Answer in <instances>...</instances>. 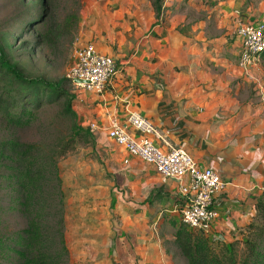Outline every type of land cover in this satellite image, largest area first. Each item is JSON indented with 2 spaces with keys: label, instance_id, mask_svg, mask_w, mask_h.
<instances>
[{
  "label": "crops",
  "instance_id": "0c3cea01",
  "mask_svg": "<svg viewBox=\"0 0 264 264\" xmlns=\"http://www.w3.org/2000/svg\"><path fill=\"white\" fill-rule=\"evenodd\" d=\"M165 6L160 23L151 0H98L82 13L80 43H94L117 61V70L103 94L79 89L77 113L83 127L99 126L97 145L112 147L107 154L116 168L97 165L96 158L79 172L109 188L99 214L105 219L112 208L125 223L118 250L130 264H189L175 244L184 202L179 181L163 180L108 138L113 122L142 137L127 121L139 113L154 123L149 137L158 147L186 150L227 182L209 236L238 239L264 195V59L242 69L235 35L241 22L264 21V0H166ZM155 193L161 198L147 202ZM82 205L83 214L90 205ZM106 242L110 264H123L111 255L115 241Z\"/></svg>",
  "mask_w": 264,
  "mask_h": 264
},
{
  "label": "trees",
  "instance_id": "16d2710c",
  "mask_svg": "<svg viewBox=\"0 0 264 264\" xmlns=\"http://www.w3.org/2000/svg\"><path fill=\"white\" fill-rule=\"evenodd\" d=\"M151 3L157 23H160L168 10L166 0H151ZM47 17V14L40 15L38 19L42 23ZM46 37L41 36L40 41L44 42ZM75 103L76 98L64 83L27 76L10 60L7 48L0 43V114L10 124L24 127L34 121L44 105H59L61 117L70 123L68 136L49 148L16 139L0 142V166L8 170L7 183L19 194L18 203L28 218L24 230L8 240H0V259L8 264H72V261L75 264H110L107 239H113L116 244L111 255L117 256L123 264H130L118 250L122 235L110 227L114 218L112 208L103 220L83 217L78 210L79 195L87 188H79L81 192H75L74 204L68 211L64 179L73 171L66 172L63 177L61 160L81 142L95 147V153L101 150L91 131L82 126ZM89 161H92L89 155L80 160L75 165L74 175L77 176L78 170L86 167ZM159 198L155 193L147 202L152 204ZM84 205H90V211H98L93 202L86 201ZM102 228L105 233L92 232ZM175 238V244L189 264H264V195L256 202L252 221L236 240L226 242L190 231L183 224L177 229Z\"/></svg>",
  "mask_w": 264,
  "mask_h": 264
},
{
  "label": "rangeland",
  "instance_id": "374dc122",
  "mask_svg": "<svg viewBox=\"0 0 264 264\" xmlns=\"http://www.w3.org/2000/svg\"><path fill=\"white\" fill-rule=\"evenodd\" d=\"M96 1L98 0H0V43L7 48L10 60L19 65L29 77H45L51 82L64 83L70 94L76 98L74 107L76 112L78 96L80 95L79 89L66 81V75L73 61L75 46L81 40L82 13L90 10ZM45 14L48 17L40 23L39 16ZM41 36H47L44 42L40 41ZM60 112L61 107L59 105H44L37 112L38 115L34 121L24 127L10 124L0 114V142L16 139L22 143H36L48 146V148L54 146L60 140L66 138L70 130V123L61 117ZM85 126V129H89L90 125ZM92 134L95 138L97 137L94 133ZM98 148V150L101 149L100 152L95 153L93 151L95 147L89 146L85 142L78 144L76 149L61 160V173L65 177L66 172L73 171L71 176L69 175L64 179V192L68 211L70 212L71 206L74 204L73 195L75 192L79 188L81 190L89 186V189H87L89 190L88 194L83 196L80 202L92 200L98 206V211L97 214L92 215V211L86 209L82 215L100 220L104 219V214H99L102 212V208L100 207V209L99 206L104 207L109 204L107 201L109 188L101 190L97 186L100 177L88 176L87 170L85 172H79L78 170V175H74V170L77 168L75 165L80 160L83 161L87 155L93 161L96 158L99 159L97 165L108 166L112 169L116 168L108 157L109 152L113 151L112 147L98 144ZM103 153H105L104 161L100 156ZM91 163L92 161H89L88 165L91 166ZM7 172L8 170L1 165L0 240L15 237L28 225V218L22 213V207L18 203L19 194L12 185L7 183L5 177ZM94 184L96 185L94 186ZM108 187H111V185L108 184ZM86 207L87 205L83 204L81 209L84 210L83 208ZM103 212H105L104 209ZM110 227L117 232H121L125 227V223L116 217L111 220ZM78 231L77 229L76 232ZM81 231H88V229H82ZM92 232L103 233V230ZM0 264L8 263L1 258ZM72 264H75V262L72 261Z\"/></svg>",
  "mask_w": 264,
  "mask_h": 264
},
{
  "label": "built area",
  "instance_id": "2783aa9c",
  "mask_svg": "<svg viewBox=\"0 0 264 264\" xmlns=\"http://www.w3.org/2000/svg\"><path fill=\"white\" fill-rule=\"evenodd\" d=\"M235 35L241 41L239 66L245 70L257 67L264 53V21L241 22ZM116 70L117 61L101 54L94 43H77L66 76L77 89L101 95ZM127 121L142 137L113 122L107 131L108 138L130 156L152 165L163 180L179 181L178 193L184 202L180 211L182 224L190 231L210 235L218 218L216 202L226 191L227 182L212 168L200 165L186 150L170 147L165 151L158 147L149 137L156 132L151 120L131 113ZM89 130L95 134L100 128L90 124Z\"/></svg>",
  "mask_w": 264,
  "mask_h": 264
},
{
  "label": "water",
  "instance_id": "95a60500",
  "mask_svg": "<svg viewBox=\"0 0 264 264\" xmlns=\"http://www.w3.org/2000/svg\"><path fill=\"white\" fill-rule=\"evenodd\" d=\"M77 83H79V82H77Z\"/></svg>",
  "mask_w": 264,
  "mask_h": 264
}]
</instances>
